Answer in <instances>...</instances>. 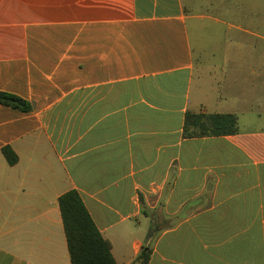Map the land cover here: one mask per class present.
<instances>
[{
	"label": "crops",
	"instance_id": "0c3cea01",
	"mask_svg": "<svg viewBox=\"0 0 264 264\" xmlns=\"http://www.w3.org/2000/svg\"><path fill=\"white\" fill-rule=\"evenodd\" d=\"M204 6L0 0V91L32 106L0 104V264H71L73 190L118 264H264V65L201 73ZM188 112L236 114L239 134L185 138Z\"/></svg>",
	"mask_w": 264,
	"mask_h": 264
},
{
	"label": "trees",
	"instance_id": "16d2710c",
	"mask_svg": "<svg viewBox=\"0 0 264 264\" xmlns=\"http://www.w3.org/2000/svg\"><path fill=\"white\" fill-rule=\"evenodd\" d=\"M0 104L30 112L32 106L24 99L0 91ZM239 134V117L236 114H197L188 112L185 118L184 137H227ZM7 161L14 166L17 155L9 147L3 149ZM71 264H118L111 245L104 238L87 209L80 194L73 190L59 198ZM151 250L144 248L137 264H149Z\"/></svg>",
	"mask_w": 264,
	"mask_h": 264
},
{
	"label": "rangeland",
	"instance_id": "374dc122",
	"mask_svg": "<svg viewBox=\"0 0 264 264\" xmlns=\"http://www.w3.org/2000/svg\"><path fill=\"white\" fill-rule=\"evenodd\" d=\"M261 1L254 11L229 0H215V6H204L200 10L206 17L198 23V38L201 41L199 61L211 66L210 71L201 73L219 75V66L226 57L264 65V0ZM219 2L228 6V14L217 7ZM232 25L234 28H230ZM236 27L248 29L250 33Z\"/></svg>",
	"mask_w": 264,
	"mask_h": 264
}]
</instances>
